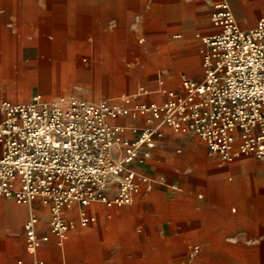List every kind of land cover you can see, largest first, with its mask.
I'll list each match as a JSON object with an SVG mask.
<instances>
[{"label":"crops","instance_id":"obj_1","mask_svg":"<svg viewBox=\"0 0 264 264\" xmlns=\"http://www.w3.org/2000/svg\"><path fill=\"white\" fill-rule=\"evenodd\" d=\"M7 1L0 0V5L7 7ZM15 1L19 8H15L18 11L14 16L24 12L22 3L26 0ZM103 1L89 0L84 28L103 14ZM129 1L116 0L109 7L113 12L120 9L126 12L123 17L128 19L127 28L131 25V34L148 35L139 48L147 55L146 72L151 86L142 94L133 95L139 103L163 102L167 97L162 89L180 95L183 80H201L202 57L206 51L202 38L217 31L211 20L215 2H227L242 30L251 29L264 19V0ZM97 3H100L98 11L94 9ZM125 7L130 10H124ZM11 16L6 8L0 10V17L5 19L4 29L9 26L6 18ZM115 36L114 46L110 47L115 48L112 57H119L125 45H121L119 34ZM5 40L1 38L0 44H6ZM133 41V36L127 38L126 45L133 46ZM111 123L123 126L121 137L129 141L137 138L131 129L148 126L144 117L124 116ZM123 153V148L117 146L110 156L119 159ZM130 167L150 180L149 184H141L130 205L107 207L97 203L85 208L87 214L96 217V222L86 227L79 225L80 208L75 206L70 213L75 225L63 245L58 246L56 238L51 236L38 251L37 258L44 264H188L186 257L203 256L205 253L198 251L204 248L206 253L216 256L264 254V160L242 156L231 162L221 161L195 133L176 132L163 126L162 137L156 140L149 157L143 163L133 162ZM21 205L25 206L0 202V241L11 238L28 214L38 215L41 234L47 233L46 210L37 202ZM252 242L257 243L252 246ZM143 244L148 246L146 253L140 249ZM224 246L229 251L227 254L221 253ZM190 250H193L191 254ZM20 255L12 254L6 242L0 244V264H15L17 260L32 263L25 244Z\"/></svg>","mask_w":264,"mask_h":264},{"label":"built area","instance_id":"obj_2","mask_svg":"<svg viewBox=\"0 0 264 264\" xmlns=\"http://www.w3.org/2000/svg\"><path fill=\"white\" fill-rule=\"evenodd\" d=\"M211 20L217 31L202 38L201 80H183L180 95L162 89L163 102L139 103L137 96L99 102L0 97V198L37 202L48 216L47 233L41 234L36 214L23 224L31 264H44L36 255L51 236L63 245L75 225L70 218L75 206L79 225L86 227L96 217L85 208L132 203L141 184L150 180L130 165L149 157L163 126L195 133L221 161L264 160V19L242 30L227 2L218 1ZM124 116L144 117L148 123L131 129L137 134L134 141L122 138L125 128L111 123ZM117 146L124 153L113 159Z\"/></svg>","mask_w":264,"mask_h":264},{"label":"rangeland","instance_id":"obj_3","mask_svg":"<svg viewBox=\"0 0 264 264\" xmlns=\"http://www.w3.org/2000/svg\"><path fill=\"white\" fill-rule=\"evenodd\" d=\"M112 2L116 3V0L103 1V14L91 20L88 28L83 27L84 29H81L83 35L77 38V44L73 42L71 46H67L65 49H58V53L61 54V62L65 61L64 53H71L76 54L78 65L73 75L67 78V80H62V83L58 85L59 87L56 86V82H51L53 86L52 90L49 92L40 91L36 86L28 90L16 79L21 72H32L36 70V67L31 63L36 58L35 48L24 46L21 49L22 57L19 59L12 56L9 52L12 51L11 53L13 54L14 50L2 42V46L4 45V47L2 50L0 49V52H4V54H0V97L14 102H29L35 96H41L45 100L74 97L90 102H99L109 99L120 101L123 98L121 97L122 94L132 97L135 94H142L144 89L148 90L147 88L151 86V81L147 79L149 77V72H146L149 70V66H146L147 55L145 51L139 48L141 43L148 40V35L143 32H134L131 34L129 31L131 25L127 28L125 22H127L128 19L127 17H123V14L126 12H123V9L116 12L111 11L109 3ZM118 2L127 3L131 1L118 0ZM7 3V7L5 8L10 11L12 16L6 18V23H9L6 29L3 27L5 19L0 17V30L3 36L2 41L6 39L11 30V33L15 35V28H17L15 22L16 17L13 14L18 10L12 6L13 0H8ZM3 6L4 5H0V10L5 9ZM126 9L130 10L125 7L124 10ZM132 22L133 18H131V23ZM56 29L61 31L62 28H54L53 30ZM94 31L100 32L104 37H101V34ZM115 34H119L121 40H123V44L121 43V45H125V49H121L122 55L119 57H112L114 49L110 47L114 44L112 40L117 37ZM131 36H133L134 44L133 46H127L126 39ZM107 39H109L111 43H107ZM90 44H92L91 48H89ZM107 61L109 63H106ZM115 74L116 76L114 77ZM142 77H146V79L142 80ZM65 87L68 88L65 89ZM140 87H142L143 90L140 91ZM0 202L11 203L14 206H25L5 198H0ZM28 217L29 214L26 215L23 220ZM22 222L17 230L12 232L13 235L11 238H7V241H0V244H5L6 242L9 245L11 253L16 257H20V254L24 251L25 239L22 229L24 223L22 224ZM256 243L257 242H252L251 245L254 246ZM224 244L231 245V242H224ZM147 247L146 244H143V247L140 249L146 253ZM224 248L225 250H222L221 253L227 254L229 251L226 250L227 248L225 246ZM192 252L193 250H190L189 254ZM199 252L202 251L200 250L198 253ZM206 252L208 251L204 248L203 253ZM186 260L188 264H204L203 256L195 258L189 255L186 257ZM215 261L216 264H229L231 262V256L227 255L225 258L224 256L222 258L221 256L220 258L216 256Z\"/></svg>","mask_w":264,"mask_h":264},{"label":"bare ground","instance_id":"obj_4","mask_svg":"<svg viewBox=\"0 0 264 264\" xmlns=\"http://www.w3.org/2000/svg\"><path fill=\"white\" fill-rule=\"evenodd\" d=\"M22 4L24 12L17 13L15 16L16 34L13 35L9 32L5 45L12 48L14 53L12 54V51L9 53L19 59L22 57L21 49L24 46L35 48L36 58L31 63L36 67V70L21 72L16 79L28 90L36 86L40 91L49 92L53 86L51 82H56V86L59 87L62 80H67L73 75L78 65L76 54L71 53H64L65 61L61 62V54L58 53V49H65L73 42L77 44V38L83 35L81 29H84V15L90 3L89 0H26ZM13 7L19 8V3L15 0ZM99 7L100 3H97L94 9L98 11ZM54 28L62 29L61 31L53 30ZM2 37L0 32V40ZM2 44H0L1 50L4 47ZM113 52H115V48ZM0 54H4V52H0ZM67 88L65 87V89ZM215 260L216 255L214 254L205 253L203 255L204 264H216ZM229 264H264V254L258 252L236 253L231 256Z\"/></svg>","mask_w":264,"mask_h":264}]
</instances>
